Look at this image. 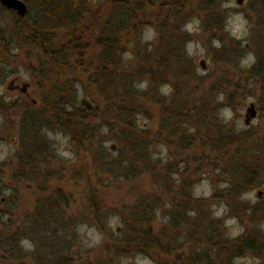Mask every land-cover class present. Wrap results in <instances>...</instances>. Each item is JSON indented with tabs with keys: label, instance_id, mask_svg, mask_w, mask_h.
I'll return each instance as SVG.
<instances>
[{
	"label": "trees",
	"instance_id": "1",
	"mask_svg": "<svg viewBox=\"0 0 264 264\" xmlns=\"http://www.w3.org/2000/svg\"><path fill=\"white\" fill-rule=\"evenodd\" d=\"M153 1L156 0H108L110 4L100 31L92 35L91 31L84 32L85 25L89 23H81L86 10V5L81 0H38L35 11L30 13L28 6V12L24 16H19L13 9L0 4V81L18 72L12 68L11 60L2 53H12L14 47L31 46L32 49H28L27 53H32L35 57H25V66L33 78L32 85H37L39 89L36 104L26 98L27 103H30L29 108L35 110L39 107L41 113L38 118L44 121L45 125L62 128L80 145L86 141L85 148L91 153L96 170L93 175L97 178L91 186H86L87 190L84 188L81 191L85 193V208L91 215L87 221L98 225L99 221L115 214L122 222L118 233L105 229L103 240L95 247L89 248L90 251H96L93 260L87 257L76 264H118L120 257L136 253L148 255L158 264H198L200 228L204 226L210 231L213 230V224L212 220L207 218L208 215L200 209L202 198L195 196L192 191L193 184L200 180L199 172L202 170L198 155H190L195 137H202L201 144L210 149L218 147L226 151H246V140L243 137L248 135L249 130H235L232 125L221 123L215 114V110H220L222 105L230 104L218 102L217 95L223 94L225 98L230 99L233 92L237 94L243 85L230 77L207 79L205 82L199 81L202 80L199 78L198 85H193L196 75L184 67L181 69L182 73H172L175 76L174 81L164 77L175 71H172L175 69L172 63L178 66V61L184 58L180 48L185 42L184 34L179 30L181 22L200 16L199 9L205 15L213 8L210 3L217 4L219 0ZM148 3L150 6L153 3L156 9L154 12L150 10L151 13L147 10L149 14L146 15L145 8ZM211 13L214 14L213 17L219 15L216 10ZM154 15L160 17L159 21ZM145 16L148 19H145ZM147 24L155 26L161 33V56L165 54L166 57H153L146 51L144 57H140V53H135L134 45L133 48L124 46L125 35L131 32L136 34L137 30L140 31ZM87 29L89 30V27ZM129 40L130 43L138 41L135 36L129 37ZM123 50L137 55V60L126 64L127 57L121 54ZM153 59L165 62L164 66L159 67L160 72L156 73L162 74L160 78H157L156 74L154 76L156 65ZM257 60L252 71L260 82L264 79V57ZM230 61L235 64V57H230ZM77 65L87 71L85 78L88 83L81 81L84 93L96 101L90 110L75 104L77 88L73 78L54 80L47 89L39 86L42 79L60 72L61 68L74 66V70ZM78 80L80 79H76ZM144 81L148 83L149 91L139 88L138 82ZM159 81L163 82L162 84L171 83L173 93L179 95H172L166 100L159 99L158 92L152 94L160 87ZM148 95L150 99H157L156 103H161L158 106L156 133L152 129L140 127L137 122L138 114L150 112ZM104 109L105 120L100 119L97 123L88 121L93 111ZM29 115L34 120L31 112ZM233 133L240 137L233 138ZM203 134H206V137ZM98 135L96 142L95 137ZM106 139L114 140L116 148L105 147ZM259 142L264 144L263 140ZM95 143H98L99 147L96 148ZM158 143L170 144L173 154L175 151L182 153L168 154L165 159L154 157L150 148ZM257 144L259 143L256 142ZM42 145L41 142L27 149L41 150ZM259 148L264 149V145ZM110 149L117 150L118 155ZM25 154L28 153L19 155L22 163L30 160V155ZM24 155L27 158H24ZM207 157L210 161L205 164L210 168L206 170L209 172L220 165V159L230 157L232 160L231 166L224 162L220 167L221 173L232 182L223 187V190L220 189L218 194V199L224 201L228 207L230 203L233 205L237 191L256 184V165L246 159L244 153L240 155L231 152L226 156ZM42 159L38 158L35 164L38 166ZM214 159L215 162L212 161ZM15 170V174L23 175L21 166ZM241 171H244L243 175H240L244 179L234 178L238 173L242 174ZM30 172L39 175L36 170ZM4 173V170L0 169V187L17 188L12 181H8L7 185L3 184ZM121 177L126 182H121ZM144 177L147 182L139 183ZM107 179L108 183L105 184ZM111 182L118 189L127 187L132 195L131 201L121 205L110 204L102 193L111 191L107 186ZM1 199L0 212L10 211L6 206L7 202L5 203L7 199ZM64 202L66 201L63 196L57 194L52 197V205L42 208L44 215H41V212L37 218L36 213H30L32 218L34 217L32 219L27 214L25 220L14 228H9L11 220H2L0 216V264H10V260H14L16 264H31L26 262L19 242L24 234L37 233L41 228L47 233L34 238L36 247L50 245L54 252L51 256L42 251L34 252L33 264H69L71 261L73 264V255L68 259V256L62 254L64 249L70 247V243L62 242L61 237V227H64L63 221L66 220L64 217L67 214L64 211ZM230 207L231 212L238 214L236 209ZM46 208L52 209L50 214L53 219ZM158 209H162V214L167 216V219L162 220L156 227ZM72 214L69 218L71 225L82 221L81 213H78V216L75 213L73 218ZM255 214L257 212L253 208L251 218ZM252 241V238L240 241L235 239L233 245H237L236 250L240 247L250 250L254 248Z\"/></svg>",
	"mask_w": 264,
	"mask_h": 264
},
{
	"label": "rangeland",
	"instance_id": "2",
	"mask_svg": "<svg viewBox=\"0 0 264 264\" xmlns=\"http://www.w3.org/2000/svg\"><path fill=\"white\" fill-rule=\"evenodd\" d=\"M24 1L30 6V13H33L38 0ZM74 1L78 2V0ZM81 1L86 5V10L84 11L85 17L81 19V23H89L85 25L84 32L88 33L91 31V35L96 32L99 33V28H101V23L105 19L107 7H109L110 3L108 0ZM210 5L213 8L205 15L202 10H198L200 16L204 17V19L198 16L187 20L184 19L186 21L181 22L179 30L183 32L185 42L180 45V48L183 50L182 55L184 58L178 61V66L172 63V67L175 68L172 71L175 70L177 72L168 73L164 77L166 80L170 79L174 81L175 76L172 73H182L183 71L181 69L184 67L186 70H192L196 75L193 85H198L199 78H202V80H199L201 82H205L207 79L213 80L218 77H230L231 80L238 81L243 86H240L241 88L237 94L232 91L234 94L231 95L230 99L225 98L223 94L217 95L218 102L221 104H230L222 105L220 110H215V114L220 118L221 123L232 125L235 130L248 129L249 131L248 135L243 137L246 140V151L238 152L233 150L226 151L218 147L214 149H210L207 146L203 147L201 144L203 143L202 137H195V143L190 150V155H198L202 170L199 172L200 180L193 184L192 191L195 196L202 198V206L200 209L205 215H208L207 218L211 219L213 224V230L210 229V231L208 229L206 230L204 226L200 228L198 235L200 239L198 243L200 251L197 262L198 264H229L230 260H227V258H223L224 261L220 260L219 253L215 250L214 246L217 245L216 243H218L219 237L225 239L230 236L234 239L228 243L232 242L234 244L235 239L240 241L242 239L252 238V245H254V248L252 247L250 250L244 247H240L237 250L233 249L234 252L236 251V257L232 260L231 264H264V197L263 199H259L257 196V189H260L264 185V149L259 148L260 145H264L259 142L264 141V79L259 82L258 79L256 80V73L252 71L258 61L257 59L264 57V0H242L239 4L236 0H219L217 4L213 2ZM145 9V14L148 15L149 12L147 10L154 12L156 7L153 3L151 6L148 3ZM215 10L219 15L213 17L214 14L211 12H215ZM153 17L157 18L158 16L154 15ZM144 18L148 19L147 16ZM98 22L99 25H97ZM154 22L156 23V20ZM155 28V26L147 24L140 31L137 30L136 34L131 32L129 35H125L124 46L133 48L134 45L136 47L135 53L137 55L140 53V57H144L145 51L147 53L150 52L149 55L153 57H166L165 54L161 56L160 37L162 35ZM133 36H135V39H138L136 43H130L129 37L132 38ZM90 40L92 41V37ZM95 43L97 46L96 41ZM28 49L30 50L32 47L29 45L19 48L14 47L12 53L3 52L2 55L11 60L12 68L14 67L18 71L15 73L20 74L22 79L30 82L28 91L31 95L37 97L39 88L37 85H32L33 78L25 66L27 65L25 57H35L32 53H27ZM121 54L123 57H127L126 64L134 63V60H137V55L130 51L123 50ZM228 55L235 57V64L230 61ZM201 58L205 60V68H202L199 63ZM158 59H153V63L156 65L154 76L160 72L159 67L165 65L164 61H158ZM73 67L61 68L60 72L42 79L39 86L47 89L49 84L54 80L59 79L61 81L66 78H73L77 88L75 104L85 108L79 99L82 96H86L94 107L96 101L92 96L84 93L81 82L88 83V80L85 78L87 71L81 69V65H77V68L72 70ZM161 76L162 74H156L157 78ZM7 77L0 81V169H3L5 172L3 175V184L7 185L8 181H12L17 185V188H12V186L0 187L1 201L7 199L5 203L7 202L6 206L10 210L8 212H0V216L2 220H11L12 222L9 228H14L19 222L25 220L27 214L31 218L30 213H36L37 218H39L38 215L41 212L43 213L41 215H44L42 208L52 205V197L54 198L57 194H61L63 200L66 201L64 202L66 209L64 211L67 213L64 217L66 220L63 221L64 227H61L63 228L61 237L62 242L70 243V245L67 244L70 247L66 248V250L64 249L62 254L68 256V259H71L73 255V259H75L73 264H76L80 260L84 261L87 257L93 260V255L96 251H90L89 248L95 247L103 240L105 237V229L113 233H118L122 222L119 216L115 214L109 215L104 220L99 221L98 225L91 224L87 221L88 216L91 215H89V212L85 208V193L81 191L87 185L91 186L97 178L93 175L96 170L91 153L85 148L87 142L85 141L80 145L77 140H74L62 128L45 125V122L38 118V114L41 113L39 107L35 110L30 109V103H27V97L23 93L17 89L6 92L4 83ZM76 79L80 80L76 81ZM224 80L226 81V79ZM159 83L160 87L158 90L152 93L158 92L160 94L159 99L166 100L176 94V92L173 93L174 90L171 83L169 84L167 82L162 84L163 82L160 81ZM138 85L141 90L149 91V86L146 81L138 82ZM177 95L179 94L177 93ZM156 100L150 99L148 95L147 102L150 103V112H147L148 114L140 113L137 115V122L140 127L149 128V130L152 129L154 133H156L159 120L158 106L161 104L156 103ZM251 100L256 104L257 116L252 118L250 124L247 126L243 123V118L245 108ZM104 111L105 109L102 111H93V115L88 117V121L97 123L100 119H104ZM29 112L33 114L34 120L31 119L32 117L29 115ZM43 112L45 113V111ZM203 135L206 137V134ZM234 137L239 138L240 136L237 133H233ZM98 138L99 135L95 137L96 142ZM40 141L43 143L41 150L34 151L30 149L28 151L27 147L39 145L41 144ZM256 142L259 144L256 145ZM111 144L116 146L112 139H106L104 142V146H108V148L111 147ZM95 145L96 148L99 147L98 143H95ZM150 149L154 157H161V159H165L164 157L168 154L178 155L182 153V151H175L173 154L172 147L167 143L155 144ZM110 151L113 150L110 149ZM218 151L221 156H226L230 152L240 155L244 153L246 159L253 161L256 165L255 168L258 173V176L254 177V180L257 181L256 184L250 188L244 187L237 191V194H235L236 197L233 198V205L230 203V206L234 210L236 209L238 214L231 212L232 210L229 209L230 206L228 207L224 201L218 199L220 189L223 190V187H226L231 182L226 181V179H230L224 173H221L220 167L224 164L225 158L219 160L220 165L212 169V172L206 171L210 169L205 164V162L210 161L207 156H214ZM113 152L116 155L119 153L117 150ZM24 153H28L25 154L26 156L30 155V160L26 163H22L19 158V155ZM25 155L23 156L24 158L26 157ZM38 158L43 159L37 166L35 162H37ZM30 161H33V163ZM212 161L215 162V159ZM231 163L232 161L228 164L231 166ZM19 166L23 169L22 176L14 173L16 171L15 169ZM31 170H36L39 175L33 174V172H30ZM241 172L242 174L238 173L234 178H238L239 180L244 179L243 176H240L243 175L244 171ZM247 176L250 177L248 174ZM104 182L107 184L108 179ZM121 182H126L123 177H121ZM144 182H147L146 177L139 181V183ZM107 186H109V190L111 191H104L102 194L110 204L121 205L123 202L128 203L131 201L132 195L127 187L118 189L114 187L112 182ZM240 203L241 205L251 207V210L256 207L255 211L257 214L253 218L250 216L251 213L247 211L244 212L245 216L240 215L239 212H242L239 210ZM46 210L51 219H53L50 214L52 209L46 208ZM71 213H73L72 218L76 215L78 216V213H81L82 221L71 225V222H69ZM166 219L167 216H163L162 209H158L155 221L156 227L159 226L162 220ZM40 230L37 233L31 232L30 234H24L19 242L24 252L23 254H25L24 258L26 262L31 264H33L32 255L34 252L38 253L42 251L43 253L50 254V256L54 252V249L50 245L48 247H36L34 238L47 233L42 228ZM220 244L222 245V243ZM185 249L188 251L186 247ZM219 251L221 254L222 250L220 249ZM224 253H226L225 257L229 254L227 251ZM10 264L16 263L14 260H10ZM69 264H72V261ZM118 264L158 263L148 255L136 253L134 255L120 257Z\"/></svg>",
	"mask_w": 264,
	"mask_h": 264
},
{
	"label": "water",
	"instance_id": "3",
	"mask_svg": "<svg viewBox=\"0 0 264 264\" xmlns=\"http://www.w3.org/2000/svg\"><path fill=\"white\" fill-rule=\"evenodd\" d=\"M242 0H236L239 4ZM0 3L7 7L11 8L15 11V13L19 16H24L28 12V4L24 0H0ZM199 63L202 68H205V60L201 58ZM30 86V82L26 79H22L20 75H13L6 79L4 83V88L6 92H10L11 90L17 89L21 93H23L33 104H36L37 99L28 91ZM80 103L88 110L92 109L93 104L89 101L86 96H82L79 99ZM257 116L256 104L253 100L249 101L248 105L245 108L243 123L245 125H249L252 118ZM111 148L115 149L116 146L111 144ZM260 192V191H258ZM259 194V193H258ZM9 219V218H8Z\"/></svg>",
	"mask_w": 264,
	"mask_h": 264
},
{
	"label": "flooded vegetation",
	"instance_id": "4",
	"mask_svg": "<svg viewBox=\"0 0 264 264\" xmlns=\"http://www.w3.org/2000/svg\"><path fill=\"white\" fill-rule=\"evenodd\" d=\"M1 4V3H0ZM13 75H20V74H18V73H15V74H12V75H10L9 77H11V76H13ZM9 77H7V79L9 78ZM20 77H21V75H20ZM6 81V80H5ZM219 151L218 152H216V155L218 154L219 155ZM231 153V152H230ZM230 153H227V154H230ZM221 154H222V152H221ZM232 160L230 159V157H228V158H226V159H224V162H228V163H230ZM226 181H229V180H227L226 179ZM258 191H260V192H258ZM259 193V194H258ZM257 196H258V198L259 199H263V197H264V185L263 186H261V188L260 189H257ZM261 201V200H260ZM239 205V204H238ZM240 208H239V210H241L242 212H239V214L240 215H242V216H245L244 215V212H252V210H251V207H249V206H247V205H241V203H240ZM248 207V208H247ZM256 208V207H255ZM248 209V210H247ZM238 213V212H237ZM235 215V214H234ZM232 239H234V238H232V237H227V238H225V239H222V238H220L219 237V239H218V243H216L217 245H215L214 246V248H215V250L219 253V256H220V260L221 261H224L223 260V258L224 259H226L227 258V260L229 259L230 260V263L229 264H231V262H232V260H234L235 259V257H236V254H235V252H234V250L233 249H235L236 250V246L235 245H233V243H228L230 240H232ZM243 240V239H242ZM220 243H222V245L220 244ZM219 244V245H218ZM259 245V244H258ZM222 250V252H221V254H220V251L219 250ZM229 252V254L225 257V254L226 253H224V252ZM224 253V254H223ZM220 264H224V263H220Z\"/></svg>",
	"mask_w": 264,
	"mask_h": 264
}]
</instances>
